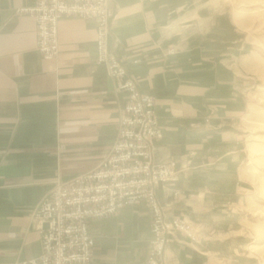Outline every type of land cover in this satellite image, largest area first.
Instances as JSON below:
<instances>
[{
    "label": "crops",
    "instance_id": "1",
    "mask_svg": "<svg viewBox=\"0 0 264 264\" xmlns=\"http://www.w3.org/2000/svg\"><path fill=\"white\" fill-rule=\"evenodd\" d=\"M34 0H0V264L41 253L32 212L55 181L94 169L117 135L125 95L96 65L95 25L58 22L59 54L36 50L35 20L19 13ZM113 49L140 93L155 98L160 158L176 162L160 186L166 220L185 218L196 241L176 232L165 264H259L243 253L237 210L248 189L235 124L248 108L245 42L211 0H109ZM152 213L138 202L91 220V264H144Z\"/></svg>",
    "mask_w": 264,
    "mask_h": 264
},
{
    "label": "built area",
    "instance_id": "2",
    "mask_svg": "<svg viewBox=\"0 0 264 264\" xmlns=\"http://www.w3.org/2000/svg\"><path fill=\"white\" fill-rule=\"evenodd\" d=\"M35 20L36 50L44 60L59 54L58 22L75 17L95 25L96 65L115 82V92L125 95L117 135L109 154L89 172L67 181H55L32 212L39 224L41 253L14 264H91L94 242L88 232L91 220L116 214L143 202L152 213L151 240L144 264H165L171 237L179 232L196 241L193 224L185 218L166 220L156 190L175 182L176 162L160 158L156 141L162 128L155 113V98L140 93L127 78L126 69L109 47L114 14L109 0H34L18 10Z\"/></svg>",
    "mask_w": 264,
    "mask_h": 264
},
{
    "label": "rangeland",
    "instance_id": "3",
    "mask_svg": "<svg viewBox=\"0 0 264 264\" xmlns=\"http://www.w3.org/2000/svg\"><path fill=\"white\" fill-rule=\"evenodd\" d=\"M225 10L235 28L241 32L246 50L241 62L252 78L246 99L248 108L235 124L245 149L241 180L248 193L242 208L241 233L246 236L243 253L264 264V0H211Z\"/></svg>",
    "mask_w": 264,
    "mask_h": 264
}]
</instances>
